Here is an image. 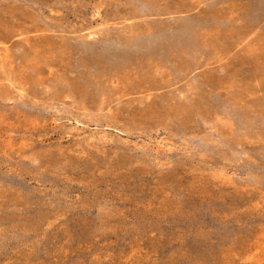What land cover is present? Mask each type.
Returning a JSON list of instances; mask_svg holds the SVG:
<instances>
[{"label":"rangeland","instance_id":"374dc122","mask_svg":"<svg viewBox=\"0 0 264 264\" xmlns=\"http://www.w3.org/2000/svg\"><path fill=\"white\" fill-rule=\"evenodd\" d=\"M0 264H264V0H0Z\"/></svg>","mask_w":264,"mask_h":264}]
</instances>
